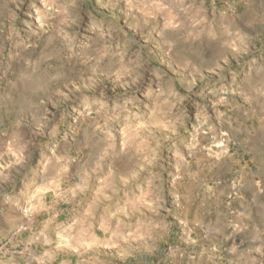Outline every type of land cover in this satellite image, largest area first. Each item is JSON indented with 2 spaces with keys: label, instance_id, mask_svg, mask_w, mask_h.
<instances>
[{
  "label": "rangeland",
  "instance_id": "obj_1",
  "mask_svg": "<svg viewBox=\"0 0 264 264\" xmlns=\"http://www.w3.org/2000/svg\"><path fill=\"white\" fill-rule=\"evenodd\" d=\"M0 264H264V0H0Z\"/></svg>",
  "mask_w": 264,
  "mask_h": 264
},
{
  "label": "crops",
  "instance_id": "obj_2",
  "mask_svg": "<svg viewBox=\"0 0 264 264\" xmlns=\"http://www.w3.org/2000/svg\"><path fill=\"white\" fill-rule=\"evenodd\" d=\"M236 213H238V211H236Z\"/></svg>",
  "mask_w": 264,
  "mask_h": 264
}]
</instances>
